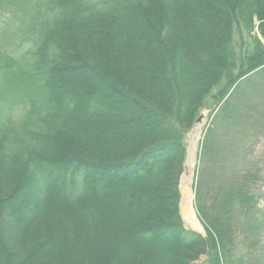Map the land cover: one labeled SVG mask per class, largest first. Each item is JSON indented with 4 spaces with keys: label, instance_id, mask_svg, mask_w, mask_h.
Returning a JSON list of instances; mask_svg holds the SVG:
<instances>
[{
    "label": "trees",
    "instance_id": "1",
    "mask_svg": "<svg viewBox=\"0 0 264 264\" xmlns=\"http://www.w3.org/2000/svg\"><path fill=\"white\" fill-rule=\"evenodd\" d=\"M26 1L27 13L14 16L20 44L0 43V99L10 90L26 93L22 116L0 123V264H55L59 255L63 262L76 219L96 206L112 180H129L126 193L136 200L144 186L163 190L154 207L139 211L133 233L143 242L165 240L169 250L152 263L141 246L110 249L104 264H234L235 206L246 208L254 198L262 167L256 156L247 166H228L223 154L233 133L253 138L261 129L244 120L264 101V0H0V28L1 16L11 17ZM218 7L222 30L208 28L205 46H196V28L214 24L210 13ZM22 44L33 48L31 69L17 59ZM72 60L104 86L58 89L55 75ZM148 70L154 75L144 83ZM128 74L137 86L122 85ZM210 95L223 102L199 151L196 209L203 235L184 224L177 180L186 133ZM117 101L152 126L139 133L135 124L132 143L109 160L97 152L65 156L47 149L74 122L119 113ZM15 206L24 209L14 212Z\"/></svg>",
    "mask_w": 264,
    "mask_h": 264
},
{
    "label": "rangeland",
    "instance_id": "2",
    "mask_svg": "<svg viewBox=\"0 0 264 264\" xmlns=\"http://www.w3.org/2000/svg\"><path fill=\"white\" fill-rule=\"evenodd\" d=\"M29 1H26V5L18 7L17 13H13L11 17L2 15L3 25L1 29L0 43L6 48H17L20 43L14 36V27L18 19L14 16L26 14V8L29 7ZM23 7V9H22ZM20 9V12H19ZM221 8L218 7L216 13H210L214 24L212 22L206 23L204 28H196V46H205L208 41L209 29L220 31L223 28V18L220 15ZM255 22L258 24V20L255 17ZM222 26V27H221ZM221 28V29H220ZM257 32V28H256ZM259 37L261 35L258 33ZM238 38V36H236ZM264 42V40L262 39ZM33 48L30 44L21 45L17 49V59L20 63L24 64L26 68L31 69V63L33 61L32 52ZM79 59V58H78ZM77 61L61 65L55 75V81L61 85L58 89H81L82 87H103L104 84L93 74V71L88 70L83 65L77 66ZM75 65V66H74ZM72 66V67H70ZM153 73L148 70L143 79L144 83L153 77ZM128 74L124 77L122 85L125 82L137 86L134 77ZM254 80H257L256 75L253 76ZM136 84V85H134ZM245 92L248 90L244 88ZM31 91V90H26ZM26 93H19L16 90H10L6 98L0 99V123H3L7 118H19L24 113L25 104L20 102L25 100ZM20 100V101H19ZM223 102V101H222ZM222 102L217 101L210 95L204 107L200 109V115L204 119L202 125L201 134L197 141L196 155L192 170V182L191 189L193 192V199L191 201L192 209L198 220L196 230L199 233L205 235V226L200 218V215L196 209V179L198 170L203 166V159L199 155L201 149V142L204 137L205 129L208 126L218 112ZM8 103V104H7ZM122 103V102H121ZM128 102H123L122 108L120 102L114 103V108L118 107V112H103L102 115L94 118L92 121H76L67 128L61 129L51 140L46 144L47 149L51 146L53 151L68 155L71 153H78L79 151H87L90 155L99 156V159L107 161L110 158L112 151H118L121 149V144L130 145L134 140L137 132H132L131 128L139 122L140 130L147 132L150 130L151 124L139 120L137 117V110L134 108H127ZM257 103V110L254 112L253 117H248L244 121L251 125H261V129L257 131V135L252 138V133H246V136L242 133L236 137L235 133L232 134V138L225 145V151L223 155H226V162L228 166L242 165L247 166L246 162L250 158L259 157L261 159L260 166L262 167V180L259 186L251 191V194H255L246 208H242L236 205V221L238 226L236 227L235 237V262L234 264H264V101ZM197 117V118H198ZM196 118V119H197ZM255 122V123H251ZM197 121H194L191 128L187 131L184 143L186 152L184 155L182 170L178 174L177 188L180 193V187L182 185V176L186 170L188 151L190 146L189 134L194 128ZM247 129V127H246ZM120 141V143H119ZM246 144V145H245ZM124 145V146H125ZM245 145V146H244ZM62 155V156H63ZM223 155H221L223 157ZM205 160V164L207 166ZM241 167V168H242ZM114 177H118L115 175ZM124 182V183H123ZM129 180H112L107 182L103 193L100 194L99 200L94 208L83 211L80 213L81 219H76V228L74 230L75 239L73 234L70 235V249L68 254L65 255V259L59 260L55 264H104V257L110 249H117L121 252H126L131 248L141 246L142 249L150 251V261L157 262L162 257L167 256L168 246L165 240L159 243L152 240L143 242L140 236L135 232L133 233L134 225L136 221H139L140 210H150L152 206L156 204L157 196L160 197L164 194L163 190H155L154 186L147 185L139 191V199L136 200L134 196H129L126 193V186L129 184ZM127 184V185H126ZM125 185V187H124ZM215 187H217L215 185ZM204 184L203 193L206 191ZM156 200V201H155ZM182 202V196L180 193L178 199V205L180 210V204ZM137 203V204H136ZM252 204V205H251ZM141 206L139 210L135 206ZM24 209L22 206H15L14 212H19ZM9 219H12L10 217ZM184 224L189 229H194L186 223ZM239 229V230H238ZM204 258L200 261L202 262Z\"/></svg>",
    "mask_w": 264,
    "mask_h": 264
},
{
    "label": "bare ground",
    "instance_id": "3",
    "mask_svg": "<svg viewBox=\"0 0 264 264\" xmlns=\"http://www.w3.org/2000/svg\"><path fill=\"white\" fill-rule=\"evenodd\" d=\"M203 124H204V119L202 118L199 122L195 124L194 128L189 134L190 146H189V151H188L186 170L181 180L183 189H188L191 186L192 170H193V165H194V160H195V155H196L197 141L200 137ZM190 194H192L191 191H190ZM192 199H193L192 195L190 197H185L183 199V203L191 208V210L188 213H186V215H184V219L188 225H190L194 229H198L197 225L199 223H198V220L191 206Z\"/></svg>",
    "mask_w": 264,
    "mask_h": 264
},
{
    "label": "water",
    "instance_id": "4",
    "mask_svg": "<svg viewBox=\"0 0 264 264\" xmlns=\"http://www.w3.org/2000/svg\"><path fill=\"white\" fill-rule=\"evenodd\" d=\"M202 118H203L202 115H200V116L196 119V121L199 122ZM190 191H191L192 194H190ZM180 193H181V196H182V202H181V204H180V213H181V216L184 218V215H186V213H188V212L191 210V208H190L189 206H187V205H185V204L183 203V199H184L185 197H190L191 195H193V192H192L191 186H190V188H188V189H183V188H182V185H181V187H180Z\"/></svg>",
    "mask_w": 264,
    "mask_h": 264
}]
</instances>
